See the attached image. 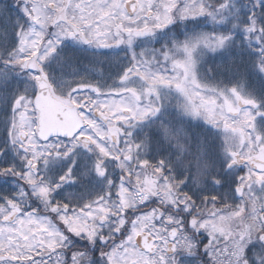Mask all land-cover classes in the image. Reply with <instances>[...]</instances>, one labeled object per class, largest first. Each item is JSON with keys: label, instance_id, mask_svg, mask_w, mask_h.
<instances>
[{"label": "snow or ice", "instance_id": "obj_1", "mask_svg": "<svg viewBox=\"0 0 264 264\" xmlns=\"http://www.w3.org/2000/svg\"><path fill=\"white\" fill-rule=\"evenodd\" d=\"M0 264H264V0H0Z\"/></svg>", "mask_w": 264, "mask_h": 264}]
</instances>
